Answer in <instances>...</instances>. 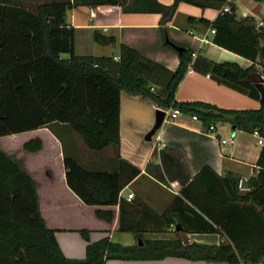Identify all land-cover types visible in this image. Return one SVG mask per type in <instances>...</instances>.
Returning <instances> with one entry per match:
<instances>
[{"label": "trees", "instance_id": "16d2710c", "mask_svg": "<svg viewBox=\"0 0 264 264\" xmlns=\"http://www.w3.org/2000/svg\"><path fill=\"white\" fill-rule=\"evenodd\" d=\"M171 7L157 0L133 3L147 13L162 14L167 21L178 4ZM204 7L200 1L188 0ZM228 0H205L226 3ZM124 5L123 0H62L42 4L31 10L11 0H0V138L20 135L53 124L65 125L78 134L94 152L113 147L119 154L120 107L123 91L151 99L163 110H178L196 117L206 130L220 123L238 130L258 133L264 138V105L258 110H225L203 102H177L176 91L185 78L192 52L179 55L180 64L173 72L138 51L120 46L115 57L78 56L76 29L67 23L73 7ZM126 7L125 11H131ZM224 13L211 26L219 29L233 21ZM217 32V30H216ZM264 37V31L257 33ZM100 46L116 44L114 37L93 32ZM217 42V37L215 39ZM68 54L69 59L62 55ZM219 83L260 98L255 86L262 81L255 68L242 69L236 64L212 66ZM43 141L35 138L23 145L27 153H38ZM161 165L150 164L147 172L168 184L177 180L181 196L164 213L169 226L176 223L187 233H218L224 238L219 246L184 245L175 241H145L138 225L125 220L126 206L120 196L140 170L121 161L116 172L90 171L73 157H64L66 182L70 190L87 206L120 207V232H131L143 246L126 247L108 238L88 243L86 258L72 260L64 256L56 240V231L48 228L40 208L37 183L21 162L0 145V264H105L108 260H161L167 257L227 264H264V148L258 160L251 191L238 189L239 178L220 177L204 167L192 177L172 154L161 151ZM123 164L131 167L127 171ZM179 205V206H178ZM181 205V206H180ZM96 216L111 223V210H97ZM84 237L91 232L80 231Z\"/></svg>", "mask_w": 264, "mask_h": 264}, {"label": "crops", "instance_id": "0c3cea01", "mask_svg": "<svg viewBox=\"0 0 264 264\" xmlns=\"http://www.w3.org/2000/svg\"><path fill=\"white\" fill-rule=\"evenodd\" d=\"M136 1L139 0H123L124 5L69 9L67 23L77 30L76 39L83 32L94 42V31L116 39L114 45H99L105 49L113 47V54H76L117 57L120 46L125 45L175 72L180 64V53L173 44L192 52L188 72L176 91L177 102H203L225 110H258L262 107L261 96L256 98L255 93H243L216 81L212 76V66L232 63L245 70L255 68L264 85V37L257 36L264 31V0H228L226 3L197 0L205 4L204 7L182 0L167 21L162 14L138 9L137 5H133ZM157 1L166 7L176 2ZM226 6L234 8L233 21L221 23L219 29L212 28L213 23L225 16L222 9ZM126 7L132 10L125 11ZM69 11L72 13L71 20ZM158 109L161 108L147 97L125 91L121 93L119 154L113 147L95 153H90L86 147L89 150L86 151L82 147V138L69 133L67 127L60 124L11 136L23 138L22 150L31 139L40 138L43 141V149L38 153L24 150L16 155L7 153L21 162L36 181L42 216L48 228L56 231V240L68 259L84 260L88 243L106 238L126 247L139 245L142 241L134 233L119 231V206H87L70 190L63 164L66 155L90 171L116 172L121 161L140 170V174L125 186L121 197L126 202V222L138 225L143 230L140 235L145 241L181 239L184 245L196 243L205 246H219L224 241L218 233H187L183 232V228L178 232L176 226L179 223L169 226L162 217L174 200L181 196L182 185L177 180L168 181L166 185L151 176L147 168L150 164L161 165L160 157L156 158L155 154L163 150L177 158L192 177L204 167H210L220 177L256 178L260 170L257 163L264 145L258 143L260 137L255 133L238 129L233 133L232 125L228 123L217 124L214 126L216 132L211 134L198 119L182 113L175 119H165L153 139L147 141ZM231 140L234 142L231 143ZM123 167L131 171L128 165L123 164ZM130 194L134 195L131 201L127 200ZM261 197L264 198V189ZM99 209L113 211V221L100 220L96 216ZM81 230L91 232L84 237ZM105 264L227 263L167 257L161 260L114 259Z\"/></svg>", "mask_w": 264, "mask_h": 264}, {"label": "rangeland", "instance_id": "374dc122", "mask_svg": "<svg viewBox=\"0 0 264 264\" xmlns=\"http://www.w3.org/2000/svg\"><path fill=\"white\" fill-rule=\"evenodd\" d=\"M13 4L23 5L31 10H35L37 6L51 3V0H11ZM72 13L69 11V17L71 20ZM90 17L87 18L89 20ZM83 33V32H82ZM82 33L78 34V37L76 39V52L78 55H101V54H113V47H110L109 49H105L104 47H100L99 45L95 44L94 42L90 41L89 38H87L86 35H83ZM68 54H63V59H69ZM69 133H72L74 136L79 137L78 134L73 132L71 128L68 126ZM23 138H13V137H4L0 139V145L1 147L10 154H20L22 150L21 142ZM82 141V140H81ZM82 147L87 150L86 146L84 145L82 141ZM90 153H95L91 152ZM160 152H158L159 154ZM82 154V153H80ZM143 242V241H142Z\"/></svg>", "mask_w": 264, "mask_h": 264}, {"label": "built area", "instance_id": "2783aa9c", "mask_svg": "<svg viewBox=\"0 0 264 264\" xmlns=\"http://www.w3.org/2000/svg\"><path fill=\"white\" fill-rule=\"evenodd\" d=\"M222 13H230V14H232V11H231V8L230 7H228V6H226V7H224L223 9H222ZM213 32V34L215 33V31L213 30L212 31ZM115 60L116 61H119V57L117 56V57H115ZM263 73H264V69H263ZM166 111V119H175V118H177V116L178 115H180V112L178 111V110H174V111H172V110H165ZM195 119H197L196 117H195ZM208 132L209 133H211V134H214L215 132H216V129H215V127L214 126H212L209 130H208ZM256 135H258V133H255ZM259 136V135H258ZM260 137V136H259ZM234 142V140H231V143H233ZM223 143L225 144L226 143V141H223ZM260 145H264V138H261L260 137V139H259V142H258ZM165 147V145H163V148ZM250 177H244V178H240L239 179V182H238V189H239V191L240 192H242V193H246V192H249V191H251V188L249 187V185H248V183H249V181H250ZM122 195V192H121V194H120V196ZM134 199V195L133 194H130L129 196H128V198H127V200H129V201H131V200H133Z\"/></svg>", "mask_w": 264, "mask_h": 264}, {"label": "water", "instance_id": "95a60500", "mask_svg": "<svg viewBox=\"0 0 264 264\" xmlns=\"http://www.w3.org/2000/svg\"><path fill=\"white\" fill-rule=\"evenodd\" d=\"M170 44V43H169ZM180 54L185 52L186 50L184 48L181 47H177L173 44H171ZM257 90L260 93L261 99H260V103L262 104V106L264 105V85L263 84H259L257 85ZM166 111L163 109H158L156 112V121H155V125L153 127V129L148 133L146 139L147 141H151L153 139V137L156 135V133L160 130V128L162 127L165 119H166ZM237 131V127L235 125L232 126V132L235 133ZM176 229L178 232L182 231V227L180 225L176 226ZM140 246H143L142 242H139Z\"/></svg>", "mask_w": 264, "mask_h": 264}]
</instances>
